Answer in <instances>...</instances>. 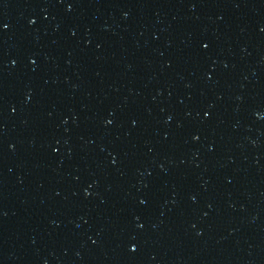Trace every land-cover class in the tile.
I'll use <instances>...</instances> for the list:
<instances>
[{
	"label": "water",
	"instance_id": "95a60500",
	"mask_svg": "<svg viewBox=\"0 0 264 264\" xmlns=\"http://www.w3.org/2000/svg\"><path fill=\"white\" fill-rule=\"evenodd\" d=\"M0 264H264V0H0Z\"/></svg>",
	"mask_w": 264,
	"mask_h": 264
},
{
	"label": "snow or ice",
	"instance_id": "6c2138e0",
	"mask_svg": "<svg viewBox=\"0 0 264 264\" xmlns=\"http://www.w3.org/2000/svg\"><path fill=\"white\" fill-rule=\"evenodd\" d=\"M31 23H35V21H31ZM4 27H6V25H5ZM205 47H206V46H205ZM109 123H111V121H109ZM132 250L135 251L134 248H133Z\"/></svg>",
	"mask_w": 264,
	"mask_h": 264
}]
</instances>
